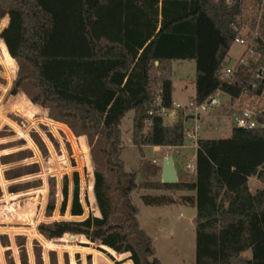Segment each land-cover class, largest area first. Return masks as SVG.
I'll return each instance as SVG.
<instances>
[{
    "label": "trees",
    "instance_id": "1",
    "mask_svg": "<svg viewBox=\"0 0 264 264\" xmlns=\"http://www.w3.org/2000/svg\"><path fill=\"white\" fill-rule=\"evenodd\" d=\"M118 11L114 33L120 41L113 43L99 30V23H108ZM4 19L7 23H1L4 28L0 32L3 54L16 63L14 83L25 88L28 104L46 110L47 119L64 124L75 138H96L105 165V172L95 169L92 173L97 215L41 223L37 231L44 240L79 237L84 240L79 246H91L114 264H161L151 238L139 227L131 193H177L178 199L140 195V200L145 206L178 203L194 208V264H264V113L256 117L262 127L240 129L232 125L228 138L198 137L194 172L181 171L172 184L136 182L135 174L126 172L120 160V126L128 113L134 146L179 148L188 140L187 128L169 124L158 114L172 110L173 62H194L190 103L195 106L222 93L228 97L226 112L233 118L244 93L246 97L259 94L262 83L256 73L264 66L261 40L255 43L251 66H231L228 79L223 70L229 66L225 59L238 34L246 31L251 40L257 28L264 39V2L0 0V22ZM29 136L41 157L48 159L43 140L37 133ZM14 157L9 154L0 159L6 164L15 161ZM37 172L38 164L32 163L25 170L18 167L3 175L11 180ZM250 179L260 187L251 191ZM38 182L13 185L9 192L36 187ZM61 194L59 215L68 210L70 217H82L76 172L72 174L70 203L67 176L63 177ZM49 197L45 217H51L55 210L51 189ZM13 244L17 259L8 236L0 235L4 264H44L38 241L30 242L32 263L25 236L15 235ZM66 258L63 254L64 264ZM48 264H58L53 251H48Z\"/></svg>",
    "mask_w": 264,
    "mask_h": 264
},
{
    "label": "rangeland",
    "instance_id": "2",
    "mask_svg": "<svg viewBox=\"0 0 264 264\" xmlns=\"http://www.w3.org/2000/svg\"><path fill=\"white\" fill-rule=\"evenodd\" d=\"M0 32L4 28L1 27ZM3 44L0 41V136H6L0 141H6L8 145H17L10 151H21L27 148L32 149L30 154L19 152L15 154L14 160L10 165H4L0 159V235H7L13 256L17 259V250L13 244L15 235H23L26 238L30 262L32 263V255L30 251V242L38 241L42 246V256L44 264H48V251H53L57 257L58 264H64L63 254L67 256L66 264H92V258H98L99 254L91 246L87 247L92 251H80L75 248H82L79 243L84 242L82 238L75 237L69 241L65 235L57 242H47L41 236L39 238L32 237L27 233L26 229L37 226L41 223H51L53 221H79L86 217L89 213L97 215L94 200L91 192L92 173L99 170L105 172V165L100 154V147L96 142V138H87L80 135L75 138L71 131L65 125H56L46 120L47 111L40 108L39 105L32 104L29 111L23 112V115L16 113L17 106L24 100L25 104L28 98L25 95V88L20 89V83L15 84L16 63L3 54ZM244 49L241 46L233 44L230 48L226 62L229 66L235 65L240 59ZM171 81L175 88L174 100L179 108L174 110V118L165 122L183 125L190 128L195 124L198 126L197 136L203 139H222L228 138L232 127V117L226 112V102L228 97L222 93H218L215 99L218 104L203 111L200 106L197 113L198 119L195 117L196 112L190 108V98L194 95L193 81L195 77V66L193 61L173 62L171 66ZM15 95L14 98L11 96ZM13 99V100H11ZM27 105V104H26ZM25 105V106H26ZM7 106V108H5ZM195 106V105H194ZM196 107V106H195ZM3 109H6L4 112ZM37 113V114H36ZM194 117L195 119H192ZM131 113H128L121 122L122 133V151L120 160L123 162V168L126 172L134 173L136 182H159L162 175V154L156 152L153 147H137L131 142L128 130L131 125ZM6 121H5V120ZM3 120V121H2ZM8 120L15 122V127ZM37 133L40 138L47 136L45 139L49 146V157L44 160L31 146L32 143L27 141L29 133ZM25 134V135H24ZM48 134L52 138L49 139ZM28 136V137H27ZM31 139V138H30ZM1 145H4L0 142ZM30 144V145H29ZM50 144V145H49ZM183 148L172 149L169 154L173 159V168L176 176L184 171V165L193 162L196 148L188 139L185 141ZM31 156L30 158H27ZM22 158V159H21ZM49 159H54L58 170L48 175ZM37 162L39 172L30 175H20L13 181H6L3 173L11 169L21 167L26 169L27 163ZM44 163V173L42 168ZM76 172L79 178V194L80 201L84 207V216L81 218H72L68 212L64 216L58 213L59 205L62 200L61 186L63 177L68 178V189L70 196L72 192V174ZM55 185L53 186V183ZM39 181L35 187L24 190L16 195L9 194L11 186ZM256 187H260L257 182L250 180L249 188L254 191ZM53 191V202L55 210L51 217H45L44 211L49 200V190ZM7 195L14 196L12 198ZM140 195H168L174 199H178L177 193H165L158 191H140L132 192V203L137 207V221L139 227L151 238L155 249V257L161 264H194V247L195 235L194 224L192 222L195 213L194 208L174 204L170 206H145L141 203ZM86 248V247H83ZM4 249L0 246V264H4ZM87 253L90 260L86 259ZM78 255L76 261L75 255ZM104 256V255H103ZM105 257V256H104ZM118 259L122 258L117 257ZM114 264V263H113Z\"/></svg>",
    "mask_w": 264,
    "mask_h": 264
},
{
    "label": "built area",
    "instance_id": "3",
    "mask_svg": "<svg viewBox=\"0 0 264 264\" xmlns=\"http://www.w3.org/2000/svg\"><path fill=\"white\" fill-rule=\"evenodd\" d=\"M261 1V5L263 4L264 0ZM246 31L244 33L238 34L234 40L233 44H236L238 46H241L244 49V52L242 53L240 59L237 63L249 67L251 66V59L254 57V46L255 43L258 40H261L262 44L264 45V39H262L259 36L257 28L253 32L252 39H248L246 36ZM236 63V64H237ZM231 74V66L226 67L223 70V77L229 78ZM256 79L260 80L262 83V88L260 89V92L256 96H250L246 97V94H243V97H245L242 105H240L239 108H237V113L232 118V125L235 128L240 129H252L256 127H262V125L257 121L256 117L258 114L264 113V66H262L258 72L256 73ZM253 88H255V85H252ZM218 95V92L209 100L200 105L201 109L203 111H207L209 108L214 107L218 104V101L215 99V97ZM190 108H193L194 112L197 113L198 107L194 106L192 103L189 105ZM179 108L175 103L172 104V110L166 111V110H160L159 116L162 118L168 120L173 119L175 114L174 110ZM180 109V108H179ZM199 114H196V118L198 119ZM192 119H195L192 117ZM198 126L196 125V122L194 125H192L190 128H187L186 130V137L189 139L194 145L198 139L197 132H198ZM184 169L187 170L189 173L194 172V167L192 162L186 163L184 165Z\"/></svg>",
    "mask_w": 264,
    "mask_h": 264
},
{
    "label": "crops",
    "instance_id": "4",
    "mask_svg": "<svg viewBox=\"0 0 264 264\" xmlns=\"http://www.w3.org/2000/svg\"><path fill=\"white\" fill-rule=\"evenodd\" d=\"M116 1H118V0H99V2H101V3H113V2H116ZM119 14H120V11H118L116 14H115V16L111 19V20H109V22L108 23H106V24H103V23H99V30L104 34V35H106V36H108L110 39H111V41L113 42V43H118L120 40H119V38L116 36V34L114 33V29H115V22H116V20H117V18H118V16H119ZM75 17V16H74ZM6 23H7V21H6ZM6 26V25H5ZM172 85H173V83H172ZM174 95H175V88H174V86H173V94H172V100H173V103H175V100H174ZM29 101V100H28ZM25 100L22 102V103H20V105L19 106H17V108H16V113L17 114H19V115H22V116H24L23 115V113H22V111L23 112H28L29 111V108L31 107V105H29L28 104V102L25 104ZM26 105V106H25ZM35 105V104H34ZM7 108V107H6ZM41 108V107H40ZM4 110V112L6 111V109H3ZM37 114V113H36ZM25 117V116H24ZM5 120V119H4ZM46 120H48V121H50V122H52V123H55L56 125H64V124H61V123H58V122H54V121H51V120H49V119H46ZM3 121V120H2ZM6 121V120H5ZM7 122H9L11 125H13L14 127H15V122L14 121H11V120H8ZM130 128H131V125H130ZM128 132H129V134H130V129L128 130ZM25 135V134H24ZM28 137V136H27ZM45 137V139L47 140L48 138H47V136H44ZM5 139L6 138V136H1L0 137V139ZM42 140H43V142L45 143V145H46V147H47V150H48V153L50 152L49 150V146L47 145V143H46V141H45V139L44 138H41ZM27 141H28V143H29V141L32 143V147L34 148V150L38 153V155H40L41 156V154L39 153V151L37 150V148H36V146L34 145V143H33V141L28 137L27 138ZM48 141V140H47ZM2 144H4V145H1L0 144V146H3V147H5V148H2V149H0V158L2 157V156H6V155H9V154H17V153H19V152H25V151H27V153L28 152H32V149H30V148H27V149H25V150H19V151H10L12 148H14V147H16L17 145H19V144H17V145H8L7 143H4V142H6V141H0ZM5 145H7V146H9V147H7V146H5ZM30 145V144H29ZM50 145V144H49ZM183 147H179V148H161V147H153V149L156 151V152H161V154H162V161H164V159L166 158V157H171V155L169 154V152L172 150V149H178V153H179V150L180 149H182ZM196 148V147H195ZM26 153V154H27ZM31 156H29V157H27V158H30ZM22 159V158H21ZM171 159H172V157H171ZM50 161H49V167H48V170H47V172H48V175L49 174H52V173H54V172H56L57 170H58V168H57V165H56V163H55V161H54V159H49ZM32 163H37V162H30V163H27V165H29V164H32ZM172 163H173V159H172ZM38 164V163H37ZM4 165H10L9 163H6V164H4ZM26 165V166H27ZM44 163H42V168H43V173L45 172L44 171ZM38 173V172H37ZM14 179H11V180H6V181H13ZM250 180H252V181H255V179H250ZM249 180V181H250ZM256 182V181H255ZM256 188H258V187H256ZM255 188V189H256ZM21 192H23V191H21ZM18 193H20V192H17V193H9V194H14V195H16V194H18ZM7 197H9V198H12V197H14V196H10V195H7ZM71 197V196H70ZM70 203V202H69ZM67 212H68V210H67ZM66 212V213H67ZM65 213V214H66ZM69 215V214H68ZM84 216V215H83ZM82 216V217H83ZM194 216V215H193ZM72 218H81V217H72ZM85 218V217H84ZM84 218H82V219H84ZM1 219H3L2 217H0V221H1ZM37 223H35L34 225H33V227L32 228H30V229H26V230H23V231H26L27 233H29L32 237H36V238H39L40 237V235L38 234V231H37ZM144 231V230H143ZM145 232V231H144ZM66 238H68V237H66ZM82 248H83V246H82ZM87 248V247H86ZM76 249V248H75ZM96 251V250H95ZM98 252V251H97ZM89 254H91V253H87V256H89ZM101 254V255H100ZM100 254H99V259L98 258H92V264H113V262L111 261V260H109L103 253H101L100 252ZM105 257H104V256ZM86 256V257H87ZM84 262H85V258L83 257V262H82V264H84ZM74 262H72L71 264H73ZM124 264H130L129 262H126V263H124Z\"/></svg>",
    "mask_w": 264,
    "mask_h": 264
},
{
    "label": "water",
    "instance_id": "5",
    "mask_svg": "<svg viewBox=\"0 0 264 264\" xmlns=\"http://www.w3.org/2000/svg\"><path fill=\"white\" fill-rule=\"evenodd\" d=\"M176 181H177V176L174 172L172 159L171 157H166L162 165V175H161L160 182L163 184H172V183H175ZM67 239L69 241H72L75 239V237L69 236Z\"/></svg>",
    "mask_w": 264,
    "mask_h": 264
}]
</instances>
